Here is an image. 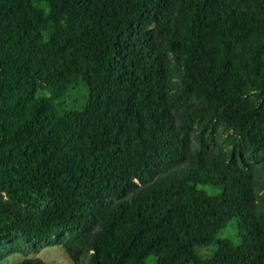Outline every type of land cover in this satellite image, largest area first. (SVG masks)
Instances as JSON below:
<instances>
[{"label": "trees", "instance_id": "16d2710c", "mask_svg": "<svg viewBox=\"0 0 264 264\" xmlns=\"http://www.w3.org/2000/svg\"><path fill=\"white\" fill-rule=\"evenodd\" d=\"M241 148L264 155V0H0V264H264Z\"/></svg>", "mask_w": 264, "mask_h": 264}, {"label": "rangeland", "instance_id": "374dc122", "mask_svg": "<svg viewBox=\"0 0 264 264\" xmlns=\"http://www.w3.org/2000/svg\"><path fill=\"white\" fill-rule=\"evenodd\" d=\"M87 91L82 87L71 92L68 97L61 101L60 104L64 105L67 110L72 109H81L84 105L85 97ZM214 139L219 148H222L232 154L236 151L237 140L236 138L227 130L219 127L216 129ZM243 151V157L239 156V162L243 167L249 164L254 172L256 180L258 183L264 182V155L253 153L244 148H241ZM258 197L261 199V203L264 206V191L259 187ZM219 240H230L235 244L240 242V236L237 230L236 221L231 222L228 227L222 231L219 236ZM212 248H204L200 250L202 256H208L212 253ZM11 253L6 258L5 262L7 264H15L23 261L25 255L27 254L29 258H40L45 264H74L65 252L59 247H50L40 250L39 253H35L34 249L27 248L24 250L13 249Z\"/></svg>", "mask_w": 264, "mask_h": 264}, {"label": "clouds", "instance_id": "9594fccd", "mask_svg": "<svg viewBox=\"0 0 264 264\" xmlns=\"http://www.w3.org/2000/svg\"><path fill=\"white\" fill-rule=\"evenodd\" d=\"M197 190L198 191H204L205 195L209 197H213L215 195H218V190H216L213 186L211 185H197Z\"/></svg>", "mask_w": 264, "mask_h": 264}]
</instances>
